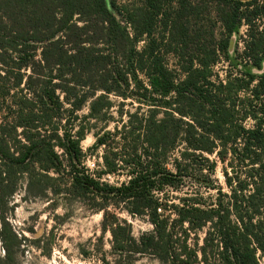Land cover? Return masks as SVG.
<instances>
[{
  "label": "trees",
  "instance_id": "obj_1",
  "mask_svg": "<svg viewBox=\"0 0 264 264\" xmlns=\"http://www.w3.org/2000/svg\"><path fill=\"white\" fill-rule=\"evenodd\" d=\"M203 3L215 4L219 37L192 33ZM119 13L116 0H0V264H21L26 239L10 218L23 183L27 198L90 200L103 213L122 204L145 216L152 229L138 237L124 221L105 224L121 258L264 264V108L252 116L254 128L244 127L250 114L227 98L230 78L213 80L218 62L236 66L230 38L264 18V0H142L123 22ZM244 54L248 83L260 79L257 99L264 73L250 69L262 68L264 48ZM113 98L138 105L121 109L112 132L94 133L88 150H104L103 170L93 175L80 146L91 126L78 123V113L86 108L83 118L108 122ZM227 153L229 194L218 191L226 202L201 206L193 192L175 204L165 194L196 179L204 154ZM107 174L126 180L109 185ZM202 230V244L197 236L191 243Z\"/></svg>",
  "mask_w": 264,
  "mask_h": 264
},
{
  "label": "rangeland",
  "instance_id": "obj_2",
  "mask_svg": "<svg viewBox=\"0 0 264 264\" xmlns=\"http://www.w3.org/2000/svg\"><path fill=\"white\" fill-rule=\"evenodd\" d=\"M141 1L116 0L120 9L119 20L123 22L125 14L139 7ZM214 8V3L201 4L199 8L201 13L195 21L191 22L192 33L197 31L201 40L211 30H215L217 37L220 36L222 29L219 22L216 21ZM249 33L254 34L256 40L252 42L248 36ZM142 44L143 42L140 41L138 46L141 47ZM256 46H263L264 48V18L254 19L251 27L242 24L237 34L230 38L229 51L236 60V66H230L225 60L213 66V74L217 75L213 77V80L217 83L218 80L224 81L225 78L229 77L230 86L227 98L235 103L239 109L250 114L241 120L242 125L246 128H254L256 120L252 116H262L260 107L264 108V85L260 89L262 93L256 99L254 97L255 86L260 79L256 77L253 82L248 83V77L244 73L248 69L244 66L246 58L244 51H254ZM168 64L173 68L175 59L168 56ZM250 71L255 75L264 73V61L261 69L252 67ZM262 80L264 81V78ZM112 101H114V106L108 122L83 118V115L87 113L86 108L78 113V123H87L91 126L80 146L86 154L85 167L93 175L101 174L103 170L101 155L104 150L103 148L88 150L95 141L94 133L112 132L114 127L119 124L121 109L124 112H132L134 107L138 105L134 101V107H132L130 100H126L120 106L118 102L121 100L118 98H113ZM260 103L263 105L259 106ZM112 150L115 151V149ZM204 156L209 161H200L202 167L195 180L188 178L183 186L175 189L165 188V194L171 196L175 204L180 201V198L188 195L193 196L195 194L193 192H196L197 200L201 206H213L218 198L226 202V198L222 195L219 196L218 191L220 190L221 194H229L225 180L233 170L232 155L227 153L221 159L214 154H204ZM211 161L214 162V166L212 167L213 171L209 174L207 166ZM204 176H208L209 181ZM125 180L126 176L123 174L102 176V181L113 186H118ZM50 198L51 200L27 198L24 194V183L12 198L11 204L14 209L10 221L15 230L26 239L20 251L21 264H106L105 262H109V264H161L149 254H137L131 258L123 255L121 258L117 253L111 252V235L107 229L104 230L105 224L108 225L115 220L124 221L130 225L133 237H138L141 233L152 229L145 216H133L122 204L116 207L109 206L103 213V210H94L95 203L90 200L81 201L64 196ZM195 236H197L198 245H201L204 230L197 232L196 235L192 234L191 243L194 242ZM115 261L116 263H114Z\"/></svg>",
  "mask_w": 264,
  "mask_h": 264
}]
</instances>
